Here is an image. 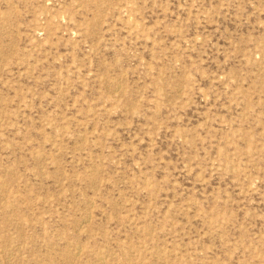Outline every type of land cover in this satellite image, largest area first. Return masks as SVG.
<instances>
[{
	"label": "rangeland",
	"instance_id": "374dc122",
	"mask_svg": "<svg viewBox=\"0 0 264 264\" xmlns=\"http://www.w3.org/2000/svg\"><path fill=\"white\" fill-rule=\"evenodd\" d=\"M0 264H264V0H0Z\"/></svg>",
	"mask_w": 264,
	"mask_h": 264
}]
</instances>
